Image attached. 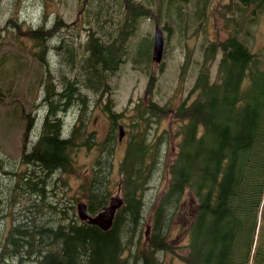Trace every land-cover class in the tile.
<instances>
[{
	"label": "trees",
	"instance_id": "1",
	"mask_svg": "<svg viewBox=\"0 0 264 264\" xmlns=\"http://www.w3.org/2000/svg\"><path fill=\"white\" fill-rule=\"evenodd\" d=\"M209 1L200 0L195 6L199 19L206 15ZM239 1L253 13L264 10V0ZM189 2L83 0L84 40L78 41L76 34L67 42L63 35L56 45L67 67L58 77L57 99L51 103L41 139L24 155L23 160L32 166L23 177L25 192L45 197L50 180L43 175L33 179L35 172H73V156L78 149H106L81 190L89 211L95 212L107 203L115 138L110 134L101 142L94 132L86 134L89 96L80 105V125L65 137L58 113L65 110L61 105L68 106L70 99L63 101V88L74 90L77 96L85 90L95 92L97 98L106 96L110 75L124 62L139 19L153 17L159 21L165 6L170 18L181 14ZM67 27L58 18L53 26L42 25L30 35L40 40L55 38V33ZM218 56L216 77L212 79L211 65ZM194 89L196 97L181 102L174 110L179 122L178 151L169 164L167 187L155 202L148 242L140 251L142 264H160L156 253L174 250L169 230L178 223L186 225L189 233L188 252L183 257L188 264H250L252 258L258 260V250H252L258 244L255 235L260 216H264V47L251 50L237 35L211 40L203 50ZM167 108L150 100L136 115L134 122L143 121L145 129L133 125L119 164L124 203L109 229L80 219L73 204H69L70 212L67 205L57 209L55 203L47 202L57 210L53 217L45 214L43 201L34 200L29 208L31 222L39 212V226L13 222L0 240V264H30V258L31 264H129L123 257L125 238L141 224L144 190L161 165L160 141L149 140L147 125L165 118ZM110 115L115 125L121 114ZM153 136L162 134L155 132ZM14 191L21 192L22 187L11 184L7 193ZM10 202L9 210L16 203L14 211L24 212L21 200Z\"/></svg>",
	"mask_w": 264,
	"mask_h": 264
},
{
	"label": "rangeland",
	"instance_id": "2",
	"mask_svg": "<svg viewBox=\"0 0 264 264\" xmlns=\"http://www.w3.org/2000/svg\"><path fill=\"white\" fill-rule=\"evenodd\" d=\"M199 1L190 0V7L183 6V12L173 16L175 20L168 18L169 23L166 6L159 21L153 17L139 19L136 31L130 36L125 60L111 73L110 92L103 98H97L93 91L85 90L77 96L74 90L66 86L63 88L66 96L63 101L70 99L69 106L61 105L65 110L58 113L64 123V135L71 133L75 125H80V105L84 97L89 96L86 134L94 132L96 140L101 142L110 134L115 138L111 155L113 164L109 172L111 196L123 194L118 191L122 177L119 164L124 157L133 125L134 128L145 129L143 121L134 122L139 110H144L150 100L168 107L164 111L165 118L147 125L148 135L151 132L149 140L156 138L160 141L161 165L144 190L145 209L141 224L136 232L128 233L125 238L123 257L128 258L129 264H142L140 251L148 242L155 202L167 187L169 164L178 151L179 122L174 117V110L181 102H190L197 95L194 83L205 46L211 40L218 42L228 35H237L251 50L257 51L264 47V10L253 13L252 8L246 10L239 0H210L206 15L199 19L195 10ZM82 3L83 0H0V203L4 197L8 203L0 206V240L15 221L39 226V212L38 218L31 222L29 208L34 200L43 201L45 214L53 217L57 216V210L48 206L47 202L55 203L57 209L67 205L70 212L72 209L69 204H73L74 211H77L79 202L87 203L81 185L92 175L96 160L107 153L106 149L99 152L96 148L82 147L74 153L73 172L54 170L50 175H47V171L35 172L33 179L43 175L50 180L45 197L24 191L23 177L32 171V166L23 160L24 155L41 139L45 118L53 108L52 102L57 99L58 77L67 67L62 54L57 53L56 45L63 35L67 42H71L76 34L78 41L84 40ZM58 18L66 22L68 27L55 33V38L40 40L31 37L32 30L42 25L53 26ZM163 24H169L171 31L167 40L165 30L162 31L164 48L159 62L153 58V49L156 26L163 30ZM44 52H50L49 67L44 62ZM218 60L219 56L211 65L212 79L216 77ZM21 65L23 67L19 68ZM151 75L154 77L151 78ZM61 86L59 84L58 89ZM66 89L69 90L67 94ZM110 112L121 114L115 125ZM121 124L125 126V136L120 140ZM155 132L162 134V137L153 136ZM11 184L21 186L22 191L7 193ZM102 188L105 189L106 184ZM14 199L21 200L24 205L21 214L14 211L16 203L12 210L8 209L9 203L12 204L10 201ZM186 230L187 226L179 223L170 228L169 238L174 250L158 251L156 256L160 264H188L183 258L188 252L189 243ZM259 245L261 258L264 254V219ZM29 261L31 264V258Z\"/></svg>",
	"mask_w": 264,
	"mask_h": 264
},
{
	"label": "water",
	"instance_id": "3",
	"mask_svg": "<svg viewBox=\"0 0 264 264\" xmlns=\"http://www.w3.org/2000/svg\"><path fill=\"white\" fill-rule=\"evenodd\" d=\"M153 57L156 60H160L162 57V51H163V36L162 31L159 27L156 28L155 33V41H154V49H153ZM124 134L123 126L121 125V131H120V137H122ZM122 198L119 196H113L109 203L106 204L100 211H98L96 214H90L87 211V205L84 202H79L78 207V213L81 219L87 220L89 223L97 224L103 229H108L111 227L115 212L118 207L122 204Z\"/></svg>",
	"mask_w": 264,
	"mask_h": 264
},
{
	"label": "flooded vegetation",
	"instance_id": "4",
	"mask_svg": "<svg viewBox=\"0 0 264 264\" xmlns=\"http://www.w3.org/2000/svg\"><path fill=\"white\" fill-rule=\"evenodd\" d=\"M168 23H169V21H167ZM171 27V26H170ZM170 27H169V24H163V31L165 30V33H166V40H167V36H168V34L170 33V31H171V29H170ZM199 48H200V41L198 40V48H197V50H199ZM45 53V56H44V58H45V60H44V62L45 63H49V58H51V56L49 55V52H44ZM23 66L21 65V66H19V68H22ZM55 81V75H54V77H53V82ZM46 95V93H44V95L43 96H45ZM6 192H7V189H6ZM5 204H7V200H6V198L4 197V198H2L1 199V203H0V206H4Z\"/></svg>",
	"mask_w": 264,
	"mask_h": 264
},
{
	"label": "bare ground",
	"instance_id": "5",
	"mask_svg": "<svg viewBox=\"0 0 264 264\" xmlns=\"http://www.w3.org/2000/svg\"><path fill=\"white\" fill-rule=\"evenodd\" d=\"M65 99H66V97H65ZM72 100H73V99H72ZM72 103H73V102H72ZM46 104H47V103H46ZM68 106H69V105H68ZM61 107H62V106H61ZM66 108H67V107H66ZM59 110H60V109H59ZM62 129H63V128H62ZM68 134H69V132H68L66 135H64V134H63V135H64L65 137H67ZM119 208H121V206L117 208L116 212L119 210ZM116 212H115V215H116ZM114 220H115V217H114ZM114 220H113V222H114ZM112 225H113V223H112ZM112 225H111V226H112ZM108 229H109V228H108ZM106 230H107V229H106Z\"/></svg>",
	"mask_w": 264,
	"mask_h": 264
}]
</instances>
